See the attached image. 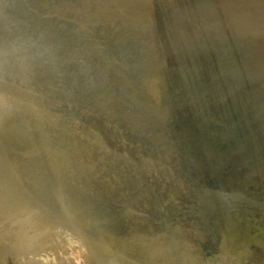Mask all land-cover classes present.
Instances as JSON below:
<instances>
[{"label":"water","instance_id":"water-1","mask_svg":"<svg viewBox=\"0 0 264 264\" xmlns=\"http://www.w3.org/2000/svg\"><path fill=\"white\" fill-rule=\"evenodd\" d=\"M262 238L264 0H0V264Z\"/></svg>","mask_w":264,"mask_h":264},{"label":"flooded vegetation","instance_id":"flooded-vegetation-1","mask_svg":"<svg viewBox=\"0 0 264 264\" xmlns=\"http://www.w3.org/2000/svg\"><path fill=\"white\" fill-rule=\"evenodd\" d=\"M258 234L256 230H253ZM261 238V236H259ZM263 239V248L258 250L256 253L246 254L239 257L233 264H264V238Z\"/></svg>","mask_w":264,"mask_h":264}]
</instances>
